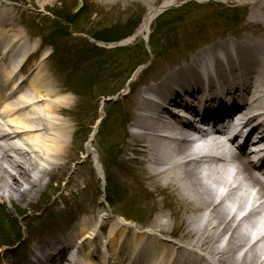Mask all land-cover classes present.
Returning <instances> with one entry per match:
<instances>
[{
  "label": "bare ground",
  "instance_id": "6f19581e",
  "mask_svg": "<svg viewBox=\"0 0 264 264\" xmlns=\"http://www.w3.org/2000/svg\"><path fill=\"white\" fill-rule=\"evenodd\" d=\"M45 1L44 8L45 5H53L52 1ZM176 1L164 0L161 8L150 7L144 17L145 21L137 31L134 39L130 37L124 44L135 41L136 37L145 39V36L151 32V25L157 18V15L164 8ZM214 1L249 5L253 11V17L257 20H260V17L264 16V12L261 10H253L256 3L255 0ZM2 7L4 6H0V89L7 88L9 97L14 100L11 101L5 98V104L0 107V120L3 121V128H0V139L11 140L23 136L27 141V148L22 147L21 149L16 144L0 147V189L3 186L8 195H17L20 196L21 200H25L26 197L31 198L33 196L31 194L32 191L34 192V190L36 191L42 186L44 187L43 181L46 176H49L50 179L55 178L56 174L61 179H67L70 176L71 171L69 169H71V164L79 158V155L77 152L75 153L69 149L67 135L71 129L70 122L65 119L61 120L55 115L64 114L68 110V106L73 102V105L77 106V101H74L75 98H72V96L64 94L68 91L62 86L64 81L58 82L53 75H49V69L43 68L42 63L48 59L47 55H43L39 67L35 72H32L30 76H26L28 72L33 70L31 62L34 60L38 50H36L35 45L30 47L28 38L23 35V32L21 34L16 30V21L19 13L13 8L3 9ZM2 22H10V29L3 28L4 24ZM244 41L235 44L231 41L234 45H230L237 54L242 56V60L238 62V67L239 69L242 68V70L247 66L246 61H250L248 59L251 57L249 53L256 56L258 54L257 50L262 49L259 45L254 49L253 43H248L243 47ZM224 50L228 51L229 48L225 47ZM215 53L212 52L211 55L201 53L197 56L198 61L194 62L195 65L189 64L181 67V69H175L163 78L159 76L153 81L156 83L149 86L145 85V89L141 90L143 95L138 92V86L132 87L136 95L133 98L132 107L127 112H130L127 121L141 123L142 129L145 132L140 134L134 132L132 134V142L127 144L119 142L118 138H115L119 136L121 132L119 129L122 126H118L114 132L112 131L109 148L111 150L109 155L111 171H108V176L116 181L117 175L122 174L124 180H128L133 174V169L129 165L131 161H134L133 158L129 159L128 157L130 156V152L137 153L140 157H143L139 165L152 163V173L157 177L156 182L150 181L152 189L158 192L159 187H164L166 184L172 185L178 189L180 197L187 203L184 219V222L187 224L185 226H182L178 221L179 212L176 209L173 214L174 218L164 215L163 218L166 221H155V223H152L150 227L153 230L162 235L172 234L179 236L182 241L193 246L195 252L200 250L204 252L201 255L189 254L190 257L201 258L208 264H264V259L260 258L264 256V247L257 246L264 238L259 236L260 239L258 238V241L253 242L254 238L258 237L262 232V229L259 230L257 226L260 223H264V214L261 216L259 211H255L256 215L261 217V221L257 218H252L254 217L252 210H245L242 218L239 216L241 210L246 208V204H241V202L248 198L251 190L254 191L259 186L258 182L260 180L246 170L245 164H239L235 168L236 170L233 175L238 177L244 175L245 179H243V182H246L247 186L236 199L237 204L241 205L235 209L231 208V206L223 205L222 201L219 200L220 198L215 200L214 197L218 192L219 186L226 184L227 178H223L222 181L218 178L216 181V185H219L218 189L211 187L207 182L203 181V184L199 178H193L194 175H191L187 167L188 161H186V158H189L193 152L189 154L188 148L186 146L182 147V145L177 143L175 137L167 140L164 139V136H166L164 133L173 134L172 128L163 118L164 115L173 114V117L176 118L179 114L177 111L170 113L173 105H181L186 107V109L192 106L193 111V106L195 107L198 104L204 105L205 102H209L213 98L218 100L221 97L223 100L229 102L232 98L235 101L241 99L237 96L225 98L229 95L227 75L235 69L234 57H232L230 51L226 52L225 55L228 57V61L225 64L222 57L218 53ZM256 58H254V63L256 62ZM212 61L213 66L211 67L208 63ZM262 66L264 67V57ZM44 70H46L45 73ZM252 72L256 71L253 69ZM85 75H77L72 79V83L79 87L83 96L81 97L82 100H85V96L91 89ZM25 76L27 77V81L25 80ZM261 77L264 84V73L261 74ZM203 78L204 80H208V86L204 83ZM25 81L28 89H23ZM214 88L216 92H214ZM245 88L246 86L239 89L245 91ZM70 92L74 94V90H70ZM149 93L153 96L156 95L161 104L153 103L150 100L147 101V98L144 96ZM254 97L264 103V94L258 95L257 91L253 99ZM196 99H198L199 103ZM220 104L222 106L225 105L223 102H220ZM137 105L139 107L136 110ZM151 109L154 113L148 115L147 113ZM209 109H211V106H209ZM189 112H191V109ZM150 118L155 120V124L146 125L145 121ZM65 121H68L69 127L65 126ZM176 123L181 125L183 129L191 126L189 120L176 121ZM61 124H64L62 129L58 127ZM97 129L95 126L86 145V153H89V155L96 154L92 139H94L93 137ZM148 129L152 131H147ZM123 130L124 128L122 127ZM155 136L161 138L163 141H153L152 138ZM95 139L97 138L95 137ZM24 143L26 144V142ZM46 165H49L48 169H45ZM69 179L68 183L70 186L78 185L79 180L73 181L70 177ZM134 182L137 185L140 184L136 180ZM67 186L68 184L65 186V189ZM132 187H134V184H132ZM62 188L63 185H59V189ZM70 189L71 187H68V190ZM128 189L127 185L124 190L127 191ZM159 195L167 204L171 205L169 194L159 193ZM250 196L251 199L255 197L254 195ZM257 196L264 198V185L259 189ZM232 197L234 200L235 197ZM120 200L119 195L114 198L113 202L115 206L121 213H124L129 219L133 220L134 211L132 207ZM0 202L2 206L6 204L4 201ZM25 202H28V200L26 199ZM102 204L97 199V194L91 196L88 201L82 200L74 203L70 209V214L75 218L82 217L83 219L78 224L69 225L72 229L68 234L61 232L59 235L51 237L50 240L48 239V242L37 243V253L35 254L34 252L32 254L34 260L28 264H62L65 253L70 249L73 240L78 235L87 236L81 241L82 243H86L88 237L93 234V229L100 222L99 219L103 209ZM156 204L157 201L152 202V208ZM30 206L31 203H26L25 205L16 204L14 211L19 215ZM258 207L262 209L261 205H258ZM142 218H144V215ZM112 226L114 227L109 222L108 217H103L100 234L105 235ZM256 229L258 231L254 234L253 232ZM225 235H229L228 243L225 246H220L221 239ZM143 236L149 237L148 235ZM130 238L132 237L125 230L122 231L115 228L113 236L107 245L109 248L108 252L113 253L112 256L117 258L115 264H146V262H151L150 264H181L180 257L178 255L172 256L170 251H167L160 261H153V249L150 247L147 239L144 240L139 237L136 238L140 240L142 246L135 250V252H132L126 245V242ZM250 239H252L253 244L246 247L251 243ZM156 247L157 245L153 248L156 249ZM244 248H247V251L243 255H240L241 250ZM84 258L88 259V263L95 264L90 256ZM196 264L200 263L197 262Z\"/></svg>",
  "mask_w": 264,
  "mask_h": 264
},
{
  "label": "rangeland",
  "instance_id": "374dc122",
  "mask_svg": "<svg viewBox=\"0 0 264 264\" xmlns=\"http://www.w3.org/2000/svg\"><path fill=\"white\" fill-rule=\"evenodd\" d=\"M1 1L4 3H1ZM49 1H52L53 5L47 8L42 7L46 2L45 0H0V5L4 6L3 9L13 8L19 13L16 30L22 31L25 35L29 34L32 39L38 41L41 39L43 48L48 49L51 54L53 52L46 65L49 66V73L55 75L58 82L64 81L62 86H64L67 78H72L74 73H81L84 68L85 74L90 78H94V82L96 81L98 84L97 86L91 84L92 92L85 96V100L81 99L80 94H76L79 90L77 86L74 88L70 84L69 89L64 86L68 92L70 89L75 90L72 98L77 101V106H74L73 102L71 105L73 107L68 110L67 115H64V119L70 122L72 129V133L68 135L69 149L79 155V158L71 164L70 176H74L75 180L81 182L80 187H87L75 198L74 203L83 200L87 194L88 196L94 194L96 189L99 191L94 156H88L86 145L93 127L100 118L103 107L106 117L94 145L97 160L101 158V162H98L97 167H100L99 171L103 176H106L107 171H111V165H108L111 153L108 148L111 143L110 134L118 126H122L124 130L122 131V127H120L121 132L115 138H118L117 140L120 142H125L128 138L125 124L130 122L127 121L130 112H127L132 107V99L130 102L128 101L132 95L131 92L128 93L127 97L117 102L112 101V103H109L105 100H115L114 94L121 92L123 88L126 89L127 80L136 73L134 70L137 68L138 60L141 59L147 61V64L149 63L148 69L143 72H148L146 76L150 75V78L158 77L166 69L172 66H180L201 48L212 49L218 43H227L229 40L232 41L236 38L251 37L254 33L252 26L257 27L259 30V26L262 25L260 27L264 29V24L253 17L248 10L246 12L245 6L242 9L241 6L234 3H202L193 0L188 3L195 2L196 5L183 12V15L186 16L184 22L183 19H178V23H174L175 18L173 15L179 14L178 8L180 6L170 9L162 15L155 23L153 34L148 37L149 41L147 43L138 41L132 46L102 49L99 47V43H105L108 48L124 41L128 36L130 37L143 23L144 16L149 8L159 6L164 0ZM185 1L179 0V3ZM263 2L264 0H257L253 10L264 12ZM21 4L23 8L20 7ZM230 10L231 16L239 19L224 24V14L222 12H229ZM238 11L242 14L239 15ZM2 23L4 24L3 28H10V22ZM223 24L224 26H222ZM174 25H177L174 30L169 29ZM59 118L63 119L61 116ZM59 127L62 128L63 125H59ZM118 176L121 182L129 185V189L124 190L125 193L122 194L120 201L128 203L132 208L138 210L137 212L141 213V215L139 213L136 215L135 219L138 222L140 217L144 215L141 222L146 225L149 231L155 233L156 231L150 227L151 224L155 221H161V217L169 214L166 207L165 209L161 208V210L157 208L158 204L164 205L167 203L159 193L169 194L171 202L175 201L168 187L158 188L159 193H157L152 190L150 184L152 180L149 181L148 187H142L130 178L124 180L122 174H118ZM58 177V174L53 179H50L49 176L45 177L43 183L50 181L52 184L50 188L46 187L45 194L54 190L57 182H63V179ZM132 184H134V187L131 188ZM2 188L0 189V200L6 203L5 207L7 206L9 211L13 212L10 205L21 201V198L17 195H8L6 189L3 186ZM154 201H157V204L152 208V202ZM60 207H64V205L60 204ZM26 210L32 212V215L25 218H15L18 227L22 228V235L16 245L13 246L14 248L12 247V250L5 249L6 246L2 248L5 252H0V264H6L10 261L16 264V260L27 255L31 246L37 240L54 230L68 227V220L58 212V208L50 204V201L41 204V207L36 206L35 209ZM108 210L107 214L115 223L130 226V230L139 231L141 234L143 231L147 232L139 226V223L128 220L127 215L125 216L120 211L116 213L113 209ZM0 218H3L1 211ZM16 232H18V228L13 229L7 223V231L0 229V242L4 243L5 240L12 242L9 239ZM14 251L16 253H13Z\"/></svg>",
  "mask_w": 264,
  "mask_h": 264
}]
</instances>
